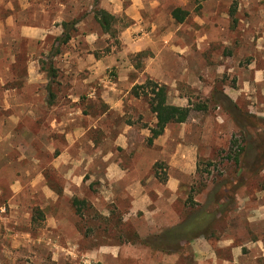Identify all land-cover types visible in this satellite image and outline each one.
<instances>
[{
	"label": "rangeland",
	"instance_id": "1",
	"mask_svg": "<svg viewBox=\"0 0 264 264\" xmlns=\"http://www.w3.org/2000/svg\"><path fill=\"white\" fill-rule=\"evenodd\" d=\"M175 7L195 13L200 5L161 0L160 9L154 13L162 28L157 27L155 37L159 38L160 31L171 23L175 25L171 16ZM236 9H240V18H230L228 31L226 21L219 19L218 25L205 29L209 43L177 52L180 59L166 55L169 66L164 70L165 81L144 71L148 50L123 52L120 31L130 20L125 15L116 17L106 34H99L94 50L95 56L109 54L116 62L102 65L95 80L101 90L117 88L128 94L123 99L122 114L107 112L103 118L100 113L105 105L98 97L100 90L91 98L80 82L89 73L86 36L77 31L72 34L71 43L79 47L81 59H72L63 68L65 84H53V89L64 94L73 90L80 98L72 102L65 95L59 100V108L50 109L35 122H25L29 130L18 127L14 144L4 148L9 160L0 164V264H206L196 258L189 244L173 253H166L168 247L163 251L145 244L169 228L166 225H176L201 209L215 211L207 231L210 240L212 236L233 237L235 245H243L242 260L248 257L247 264H264L263 259L252 257L254 249H247L253 239L264 242V142L258 141L257 146L253 140L254 134H264V0H253L249 8L237 1ZM94 20H87V26L96 29ZM188 27L201 29L188 18L177 31L176 42L195 41L196 37L187 33ZM136 35H131V42L139 40ZM147 78L167 86L171 104L206 105L205 109L192 110L184 124H168L160 139L167 140L162 147L154 145L155 138L148 142L155 117L146 98L131 93L133 85ZM100 80L107 86L103 87ZM120 133L125 147L115 143ZM174 139L177 147L179 143L194 146L191 159H186L187 166L190 160L194 163L190 173L172 163L168 141ZM244 145L251 159L246 157L243 163L245 155L238 152ZM162 149L170 157L150 164L148 154L155 160ZM234 152L242 159L240 165L234 161ZM116 160L128 178L137 173L144 177L145 192L138 202L140 206L147 204L145 209L132 210L134 198L125 189L127 184L114 185L106 178L108 163ZM168 174L176 180L175 195L168 194L164 186ZM149 177L152 179L148 181ZM220 183L224 186L218 190ZM160 190L163 198L158 197ZM210 195L214 198L209 201ZM73 198L85 202L79 213ZM221 202L225 206H220ZM156 206L163 211H151ZM16 218L30 220L26 229L33 241L9 237ZM46 219L58 222L54 226L42 223ZM18 230H25L24 225ZM110 250H118L119 258L105 255Z\"/></svg>",
	"mask_w": 264,
	"mask_h": 264
},
{
	"label": "crops",
	"instance_id": "2",
	"mask_svg": "<svg viewBox=\"0 0 264 264\" xmlns=\"http://www.w3.org/2000/svg\"><path fill=\"white\" fill-rule=\"evenodd\" d=\"M93 1L94 0H0V164L9 160L4 148L7 149V147L14 144L13 140L17 138L15 131L18 127L23 130H29L25 122H35L43 115H46L50 109L59 108V100L63 99L65 95L67 98H71L72 102L80 98V94H74L73 90L71 91L72 93L68 92L64 94L62 90L58 91L53 89L52 91L55 98L53 104L49 105V79L46 71L42 69V60L45 59L49 53L54 38L62 33L63 29L61 23L68 18L72 19L84 14L78 23H76L75 28L77 32L86 36V45L89 51L87 55L89 73L87 77H84V79L80 81L83 86L88 88L86 95L93 98L95 97V91L100 90L98 97L105 105L103 111L100 113L102 118L107 115V112L114 111L117 114L123 113V99L128 92L123 94V92L117 88L112 92L101 90V84L97 83L95 80L96 74L101 70L102 65L116 61L109 54L95 56L94 50L98 48L96 39L99 34H106V32L102 31L92 16L93 14L90 8L94 5ZM176 1H183L185 3L195 2L200 5L198 12H188L184 20L186 21L190 18L201 28L200 30L196 29V27L187 28V33L196 37L194 42H176L177 31L181 28L184 21L181 23L174 21L175 25L171 23L170 27H165L166 29L160 31V35L158 34L159 38L155 37L158 33L157 27H159V29L162 28L160 20H156L157 14L154 13L156 10L160 9L161 0H97L95 3L96 7L106 10L115 17L125 15L126 18L130 20L127 25L121 28L122 31H120V39L124 44L123 52L135 54L148 50L149 53L145 60L144 71L148 75L158 78V80L161 81H165L164 70L169 66L166 55H174L180 59V57L177 56V52H188L189 50H194L196 47L200 49L202 45L210 41L205 31L207 26L215 27L218 25L215 24L217 20L222 19L226 21L227 25L225 28L226 31H228V22L230 18L232 20L233 18H240L238 14L240 9L235 10L236 2L238 1V5L243 3V6H248V8L250 3L253 2V0ZM233 8L234 11L232 12ZM146 11H148V14H146ZM149 13H151V15H149ZM37 18L40 20L44 19L45 21H30V19L36 20ZM89 19L95 21L96 29L87 26V20ZM170 21H173V19H170ZM134 33L139 34L136 35L139 40L131 42V35ZM50 37L52 39H50ZM72 40L74 39L71 38L68 44L62 46V53L53 57L54 65L58 68L57 80L60 87L62 84L63 86L65 84V82H63V68L68 66L72 59H76L78 62L81 59L79 54L80 49L76 46L77 44L71 43ZM67 45H69L70 49H66ZM54 46H57V42ZM176 61L175 59L174 64H176ZM121 79L124 78L122 77ZM102 83L103 87L107 86V82L102 81ZM126 83H128L127 80ZM184 123L185 122L179 124ZM166 127L164 132L166 131ZM164 132L154 139V145H156V147H162L166 144L167 140H160ZM123 137L124 135L120 133L115 142L121 147L126 146ZM168 144L172 146L171 158L174 159V162H172V160L171 162L173 165H176L177 169H180V171L190 173L194 163L190 160L187 166L186 159H191L194 146L191 143H185V145L181 146L179 143L177 147V141L175 139L169 140ZM95 148L97 149L96 146ZM148 156L149 159L152 160L150 162V164H152L157 159H162L169 155L164 153V149H162L155 160L151 158L150 154H148ZM107 159L108 156H105L104 162L106 161L107 163ZM30 161L32 162V159ZM119 163L120 160L108 163L105 171L106 178L108 177L109 181L114 185L127 184L126 187H124L134 198L132 210L145 209L147 204L140 206L138 202L141 195L145 192L144 182L142 183L141 181L144 177H139V173H137L136 176L131 179L128 178L126 170L121 168V166L118 165ZM173 178L171 174H168L164 185L169 189L168 194L170 195H175L177 190L176 180ZM151 179L152 177H149L148 181ZM47 189L48 188H45V191L48 194L49 192ZM14 191L16 194L18 188H15ZM157 193L159 198L164 197L163 190L157 191ZM151 211L161 213L163 208L156 206V208ZM57 222L58 221L54 219L42 221V223H46L47 225L51 223L53 226ZM12 223L14 229L9 232V237H24L28 242L33 241L32 234L26 229L27 225L31 223L30 220H19L16 218ZM174 224L175 222L166 226L172 227ZM23 225L25 230L19 231L18 228ZM212 237H214V239L210 240V236L199 235L187 241L184 245L187 247L189 244L192 250L198 255H196V258L202 259L206 264H247L246 259L248 257H244V260H242V256L245 255V253L243 254L240 248L243 245H235L233 237ZM249 243L247 249L255 250V253L252 252V257L254 259L261 258L264 260V242L260 238H256L253 239V241H249ZM226 252L228 253L227 256L223 254ZM89 255L91 256L92 254ZM105 255H110L112 259H118L120 252L118 250H110L107 251ZM94 257L98 258V255L94 253Z\"/></svg>",
	"mask_w": 264,
	"mask_h": 264
},
{
	"label": "trees",
	"instance_id": "3",
	"mask_svg": "<svg viewBox=\"0 0 264 264\" xmlns=\"http://www.w3.org/2000/svg\"><path fill=\"white\" fill-rule=\"evenodd\" d=\"M97 0L93 1V6L91 9V12L93 14V17L95 21L98 23L100 28L103 32H107L113 22H115L116 17L110 13H108L106 10L96 7L95 3ZM234 11V8L232 9V12ZM188 15L187 11L182 10L179 7H175L171 10V16L172 18L178 22L181 23L185 20L186 16ZM84 14L79 15L78 17L72 18L71 20H64L61 23L62 26V33L55 37L50 49L49 53L47 54L46 58L42 60V69L46 71L47 77L49 79L48 84V91H49V98H48V104L52 105L54 101V94H53V84H58V68L55 67L53 57L57 54L62 53V46H65L68 41L71 39L72 34L76 31L75 25L78 23V21L83 17ZM233 21L235 19L233 18ZM57 42V46H54V44ZM167 86L163 83H160L156 80H153L151 78H147L143 83L141 84H135L131 88V93L135 97H144L146 98L149 110L151 113L154 114L155 117V123L153 127L149 129L150 136L148 137V142H151L154 138L158 137L164 132V129L166 125L170 123H182L187 120V118L190 115V112L194 109L202 110L206 108L205 104H196L192 105L191 102H188L185 106L175 105L171 104L167 100ZM259 135V136H258ZM245 140L248 139V136L245 134ZM253 140L256 142L257 146L260 145V142H264V134L261 135L260 133H256L253 136ZM252 140V141H253ZM233 144L237 143V140H232ZM250 146V144H248ZM246 146H240V152H242L243 157V163L245 162V158L247 157L250 161L251 157H248L249 155L246 153ZM237 152H234L233 158L237 165H240L241 160ZM247 154V155H246ZM230 157V154L228 155ZM241 169V167L238 169V171ZM222 183V181H221ZM217 185V189L219 190L220 186H224L223 184ZM226 187H223V190H225ZM222 190V191H223ZM227 191V190H226ZM222 193V192H221ZM214 198L212 195L209 196L210 199ZM216 202H220L219 199H214ZM222 200V199H221ZM217 202V203H218ZM84 200H79L77 198L72 199V204L76 209V212H81V206L84 205ZM223 203V204H222ZM220 206H225L224 202H221ZM219 206V207H220ZM205 209H201L197 214L194 216H191L189 218H185L182 221H180L178 224L169 227L165 229L163 232H160L159 234L152 236V239L145 240L146 245H154L158 249L161 248V250H165L166 247H168L166 253H173L179 250L187 241H190L191 239L195 238L199 235L209 236V226L211 223V220L214 218V210L208 211ZM151 241V242H150Z\"/></svg>",
	"mask_w": 264,
	"mask_h": 264
}]
</instances>
